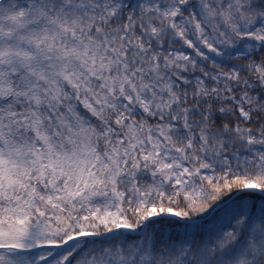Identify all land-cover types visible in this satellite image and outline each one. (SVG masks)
Returning <instances> with one entry per match:
<instances>
[{"label": "snow or ice", "instance_id": "1", "mask_svg": "<svg viewBox=\"0 0 264 264\" xmlns=\"http://www.w3.org/2000/svg\"><path fill=\"white\" fill-rule=\"evenodd\" d=\"M0 264H264V0H0Z\"/></svg>", "mask_w": 264, "mask_h": 264}]
</instances>
